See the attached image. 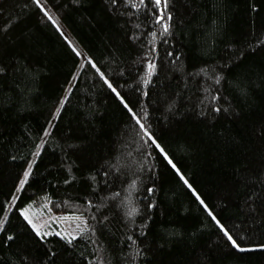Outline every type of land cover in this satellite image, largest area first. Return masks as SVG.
<instances>
[{"label":"trees","instance_id":"obj_1","mask_svg":"<svg viewBox=\"0 0 264 264\" xmlns=\"http://www.w3.org/2000/svg\"><path fill=\"white\" fill-rule=\"evenodd\" d=\"M38 1L0 0V219L46 133L0 264H264V0Z\"/></svg>","mask_w":264,"mask_h":264},{"label":"rangeland","instance_id":"obj_2","mask_svg":"<svg viewBox=\"0 0 264 264\" xmlns=\"http://www.w3.org/2000/svg\"><path fill=\"white\" fill-rule=\"evenodd\" d=\"M42 6H43V9L49 15V17H51V19L59 27V29L62 30L63 32H65L60 21L48 11V9L44 6V4H42ZM66 36L69 39V41L71 42L72 46L75 48V50H77L78 54L81 57V60H83V54H82V51H81L80 47L78 46V44L67 33H66ZM78 69L79 68L77 67L75 75H76ZM67 92H68V88L66 89L65 93L61 97V100H60L53 116H55L57 114V110L62 105ZM45 136H46V133L41 138L39 144L37 145L32 157H31V159H30V161H29V163H28V165L24 171V174L26 171L27 172L29 171V169H30L29 166L32 165L36 155L38 154V152L41 148V145L45 140ZM24 174H23V177L18 184L17 190H15V193H14L11 201L7 205L5 214L3 215V217L1 219H3L5 217L8 210L12 206L13 201L17 197L18 190L20 188V183L24 179ZM47 205H48L47 200L45 199V196L42 194V195L37 196L33 200H31L29 203H27L25 206H23L20 209L24 218H25V213H27L28 218L31 219V221H32L31 226L33 224L36 225V228H34V230L38 234H45V233L56 234V235H60V236H63V237L70 239V238L76 237L78 235V233L83 229V227H85V222H84L83 217L81 215H79V214H67V213H63V212H52L48 209ZM26 220L28 221V219H26Z\"/></svg>","mask_w":264,"mask_h":264},{"label":"snow or ice","instance_id":"obj_3","mask_svg":"<svg viewBox=\"0 0 264 264\" xmlns=\"http://www.w3.org/2000/svg\"><path fill=\"white\" fill-rule=\"evenodd\" d=\"M156 3L159 5L161 3V0H156ZM164 3H165V7H166L167 0H164ZM49 18L51 19V17H49ZM161 19H163V15L161 16ZM168 19H171V17L169 16ZM165 31H167V26H165ZM150 67H153V66H150ZM57 112H59V109L57 110ZM169 163H171V161H169ZM173 167H175V165H173ZM29 168H31V166H29ZM29 174H30L29 172H27V171L25 172L24 179L20 183V187L21 188L23 187L24 182L27 180ZM185 183H187L186 180H185ZM201 203H203V202L201 201ZM6 219H7L6 215H5V217L3 219H0V229L3 228L4 222H5ZM25 219H28V222L30 224L32 223L31 219L28 218L27 213H25ZM32 226H33V228H36V225L35 224H33ZM225 235L227 236L228 240L232 242V244L234 246H237L238 247V245H236V241L233 240L232 236L229 235L227 233V231H225ZM9 239H11V237H9ZM241 250L243 251L244 249H241Z\"/></svg>","mask_w":264,"mask_h":264}]
</instances>
